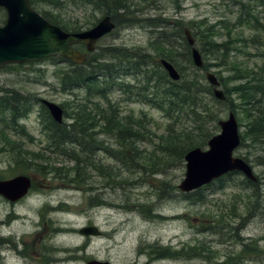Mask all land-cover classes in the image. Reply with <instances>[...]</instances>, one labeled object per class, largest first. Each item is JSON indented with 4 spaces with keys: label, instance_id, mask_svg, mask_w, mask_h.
Instances as JSON below:
<instances>
[{
    "label": "rangeland",
    "instance_id": "374dc122",
    "mask_svg": "<svg viewBox=\"0 0 264 264\" xmlns=\"http://www.w3.org/2000/svg\"><path fill=\"white\" fill-rule=\"evenodd\" d=\"M114 3L106 1L105 5L98 7L87 1L84 3V0L39 1L36 10L81 30L92 26L106 13L113 14L116 17L114 29L103 36L91 52L97 56L108 48H123V52L151 61L148 67H153L157 73L160 68L155 63L163 57L161 52L152 50L150 46L155 35L147 22L153 18L163 19L161 22L173 36V24L181 22L180 27L188 28L194 36V46L200 51L207 69H200L202 66L197 67L188 59L183 31L175 38L171 36L179 68L175 67L183 79L191 75L203 77L204 87L210 85L205 75L207 70L224 77L228 88L237 84V81L226 79L238 74L232 65L236 61L242 68L252 67L259 71L263 65L264 69V46L260 42L264 41V0H130L125 9H109V5L114 6ZM1 10L5 13L3 8ZM212 42L226 43L227 46L222 47L225 49L223 53ZM187 48L190 52L189 45ZM257 53L259 56H256ZM67 66V62L61 60L57 63L48 60L26 64L21 69L0 68V89L17 90L27 99H32L33 103L25 116L18 114L17 126L9 120L12 119V110L0 108V177L7 179L21 174L29 176L33 182L31 195L24 206L18 208L20 214L27 213L26 210L33 205L36 209L44 206L43 216L51 219L55 227L63 224L78 230L83 226H96L101 231L100 235L80 234L78 238L70 234L64 237L69 246L79 245V251L84 254L80 264H86L90 259L110 264H264V165L258 161L259 156L264 155V147L244 136L233 151L234 156L249 163L255 179L252 180L254 186H246L243 174L236 172L233 177L222 182L215 181L206 187L200 202L193 201V197L182 193L177 186L184 177L185 160L176 164L170 160L169 166L161 167L147 179L144 175L127 178L124 171L127 181L120 184L119 178H103L92 168L83 178L71 181L74 174L70 167L73 163L66 154L47 150L48 139L42 132L45 120L39 111L41 100H47L60 106L64 104L63 108L69 114L77 98L83 96V89H75L73 94L61 91L59 72ZM126 76L125 80L132 84L136 82L133 75ZM222 86L220 88L224 93ZM122 98L120 92L110 93L112 102ZM213 104L208 98L211 111L216 113L215 121L207 122L209 128L212 125V129L208 130L211 135L220 132L218 121L226 119L228 112L233 110L239 134L243 136L245 127L242 124L247 119L243 113L244 104H239L236 94L229 96L225 106ZM234 104L238 106L234 107ZM118 107L122 115L127 112L140 115V110L148 114L150 122L145 120L146 130L152 131H145L146 138L156 140L167 124L162 111L152 106L137 101H120ZM67 113H62V122H70ZM95 137L103 139V144L116 152L118 146L112 135L97 133ZM150 139H143L137 145L140 148L147 146ZM207 145L202 149H207ZM16 146L27 152H43L47 159L17 160L14 158ZM71 147L65 144L66 152H70ZM89 158L117 170L116 161L106 151L98 149ZM28 202L33 205L27 206ZM3 205L0 198V218L5 215ZM49 205L59 206V209L49 211ZM62 208L64 210H60ZM146 211L150 213L146 214ZM217 213L222 214L226 223L221 232L213 233L207 226ZM27 214L35 218L33 213ZM228 226L234 227L232 231ZM223 233L230 235L224 238L221 236ZM153 248L160 251L167 248L175 253L174 256L148 261L149 256L141 251L155 250ZM69 264H74V261L70 260Z\"/></svg>",
    "mask_w": 264,
    "mask_h": 264
},
{
    "label": "trees",
    "instance_id": "16d2710c",
    "mask_svg": "<svg viewBox=\"0 0 264 264\" xmlns=\"http://www.w3.org/2000/svg\"><path fill=\"white\" fill-rule=\"evenodd\" d=\"M39 1L53 3V0H30L31 6L36 9V4ZM94 5H105L114 1V6L109 5L116 10L127 8L129 0H97ZM102 1V2H101ZM118 1V4L116 2ZM108 5V4H107ZM1 10V8H0ZM38 11V10H37ZM41 13V12H40ZM48 21L56 24L67 31H79V27L75 25L67 26L61 20L50 18L44 13H41ZM109 14V13H106ZM113 17L114 22L116 17ZM2 17V18H1ZM5 13L1 10L0 24L4 22ZM155 20L163 21V19L153 18ZM147 22V23H151ZM176 22V20H175ZM96 23V22H95ZM95 23H92L94 25ZM163 24V22H161ZM180 23V24H179ZM116 24V22H115ZM175 30L174 36L171 32L156 31L155 36L150 41L152 50H158L162 53V57L170 61L174 66H178L177 54L175 53L176 46L174 45L175 35L182 33L183 29L181 22L173 24ZM166 26V25H165ZM181 26V27H180ZM90 27V26H89ZM159 27V26H157ZM88 28V27H87ZM171 36L174 38L172 39ZM194 37V36H193ZM252 40V38H251ZM257 41V40H252ZM264 46V41H260ZM209 44V43H208ZM257 45V42H255ZM218 50L223 53L226 43L212 42ZM186 53L188 59H191L188 45L185 43ZM74 48L84 50L83 45H75ZM123 48H108L95 56L90 52L86 60L81 64L73 63L61 56H49L37 62L51 61L57 63L60 60L67 62L68 66L61 69L59 72V79L61 82V91L73 94L75 89H83L84 94L82 97L77 98V102L72 106L69 114L63 108L64 115L67 113L69 123L62 122L56 123L49 115L46 107L40 105V112L45 120L43 133L47 136L48 144L46 148L51 153H62L70 157L73 166L70 167L72 174L71 181H77L87 173L88 169H94L99 172L101 177L109 179L111 177L118 179L119 184L122 181H127L128 176L140 178L142 175L144 179L149 178L154 173H157L161 167L170 165V160L175 164L177 162L183 163L185 153L194 147L205 148L207 140L212 136L210 128L212 125L207 126V122L212 123L216 119V113L211 111L208 105V98L214 104L228 103V98L232 94H236L239 104H244V112L247 121L242 125L245 127L244 135L241 134V142L243 137H249L253 143L261 144L264 147V69L263 65L257 71L252 67L242 68L236 62H233V70H237V75L227 76V81H237L229 88L224 84V77L217 76L220 85L224 88V100H217L212 93V86L204 87L203 77L201 76H188L183 79L180 71V78L176 81L171 80L166 71L162 68L159 62L155 65L160 68L157 73L151 67H148L147 60L141 56H134L123 52ZM118 53H120L118 55ZM256 56H259L257 53ZM263 56V53H262ZM146 56L145 58H147ZM35 62H28L24 64H5L2 69H21L26 64H33ZM151 65V61L149 62ZM207 65H204L206 70ZM238 66V67H237ZM21 71V70H18ZM133 75L135 83H130L125 80L126 75ZM228 83V82H227ZM120 92L123 95L121 100L112 102L110 93ZM203 95L207 96L204 99ZM27 96L22 95L19 91L13 89H0V108L5 111L12 110L13 126H17L18 114L26 115L28 109L32 106V99H27ZM97 98V100H95ZM120 101L132 102L137 101L142 104L152 106L161 110L163 117L167 120V124L157 136L156 140L146 138L145 131H147V118L145 111L139 112L140 115H133L132 112L122 115L118 107ZM213 104V105H214ZM237 107L238 104H234ZM233 111V110H232ZM234 112V111H233ZM14 113H16L14 115ZM9 125V123H7ZM24 130V126H22ZM212 129V128H211ZM152 131V130H150ZM150 131H147L150 133ZM97 133L101 135H112L118 146L113 152V148L103 144V139L95 137ZM143 139L149 140L147 146L140 148L139 142ZM17 144V142H16ZM65 144L72 146L70 152H66ZM17 153L14 158L17 160L26 161L30 159L45 160L43 152H27L16 146ZM101 149L106 151L108 156L117 163V170L109 164H98L91 160L89 157L94 151ZM75 153L74 155L71 153ZM84 155V156H83ZM46 161V160H45ZM259 163L264 165V155L259 156ZM131 172L130 170H133ZM124 171L126 177H124ZM144 171V172H143ZM236 172L227 173L221 177L212 180L209 184L202 186L196 190L186 193L187 196L193 197V201H202V191L214 184L215 181L222 182L225 178L233 177ZM246 186H254L251 180L244 177ZM242 181V182H243ZM221 185L223 183H220ZM164 192H167L166 184H164ZM175 189V186L173 187ZM165 193L161 194L163 196ZM96 197V196H95ZM149 212V211H148ZM147 211L146 214H149ZM225 221L221 213L214 215L213 219L208 222L207 228L214 232H221L225 226ZM229 225V224H228ZM232 229L233 226H228ZM237 228V227H236ZM235 228V229H236ZM230 235V234H229ZM229 235L223 233L221 236L224 238ZM157 250L156 248H153ZM157 250V257H169L172 252L167 248ZM153 250V251H155ZM163 252V254H162ZM168 252V253H167ZM156 257V258H157ZM237 258V257H234ZM233 258V259H234Z\"/></svg>",
    "mask_w": 264,
    "mask_h": 264
},
{
    "label": "water",
    "instance_id": "95a60500",
    "mask_svg": "<svg viewBox=\"0 0 264 264\" xmlns=\"http://www.w3.org/2000/svg\"><path fill=\"white\" fill-rule=\"evenodd\" d=\"M0 7L6 13L4 24L0 25V67L3 64L27 61H38L51 55H60L75 63H82L85 54L73 49V44L85 45L87 51L94 50L96 41L114 28L110 15L103 16L89 29L69 32L60 26L49 22L30 5V0H0ZM187 43L191 46V58L195 66H203L199 51L194 47L195 40L190 31L185 28ZM172 80H178L180 75L175 67L166 59L160 60ZM206 78L213 86L214 95L224 98L215 74L208 72ZM50 115L56 122L62 121L60 105L42 100ZM220 132L208 141V148H194L186 153L184 177L178 184L182 192H189L212 179L227 172L237 170L249 179L254 180L249 164L240 157L234 156L233 151L240 144L238 122L235 115L229 112L226 119L218 121ZM30 186L27 176L17 175L0 181V193L10 200L25 195ZM84 234L97 235L99 230L95 226L81 229ZM86 264H110L107 261L91 259Z\"/></svg>",
    "mask_w": 264,
    "mask_h": 264
},
{
    "label": "flooded vegetation",
    "instance_id": "af4514ba",
    "mask_svg": "<svg viewBox=\"0 0 264 264\" xmlns=\"http://www.w3.org/2000/svg\"><path fill=\"white\" fill-rule=\"evenodd\" d=\"M30 181L28 191L16 200H10L0 193L5 209L4 217L0 218V264H69L70 260H73L74 264H80L84 260V254L79 251V245L71 247L64 239L66 235L70 236L74 232L78 236L82 235L80 228L77 230L73 226L63 224L53 226L54 222L43 216L46 208L39 206L36 209L30 202L27 206H33L26 211L31 215L33 213L34 219L26 212L20 214L18 211L31 195L32 178ZM58 209L59 206L48 207L49 211Z\"/></svg>",
    "mask_w": 264,
    "mask_h": 264
},
{
    "label": "bare ground",
    "instance_id": "6f19581e",
    "mask_svg": "<svg viewBox=\"0 0 264 264\" xmlns=\"http://www.w3.org/2000/svg\"><path fill=\"white\" fill-rule=\"evenodd\" d=\"M89 2V3H94V2H98L97 0H84V3L85 2ZM102 2V1H101ZM128 2H130V0L128 1ZM128 2H127V4H128ZM99 3V2H98ZM127 6H129V4L127 5ZM123 9H125V8H123ZM127 11V10H126ZM106 15H110V14H106ZM110 16H112V15H110ZM158 19H161V18H158ZM149 25H148V27H151V30L155 33L156 31L158 32V31H165V29H166V27L161 23V21L160 20H155V21H153V22H151V23H148ZM157 26H159V27H157ZM162 27V28H161ZM156 34V33H155ZM171 34V33H170ZM176 34V33H175ZM205 65V64H204ZM204 65L202 66V68H200V69H203L204 68ZM209 71L207 70V71H205V75L208 73ZM212 93H213V96L217 99V100H220V101H223L224 99H219V98H217L215 95H214V92L212 91ZM229 112H232L233 114H234V112L232 111V110H230ZM235 115V114H234ZM194 148H200V147H194ZM194 148H191L190 150H192V149H194ZM190 150H188L187 152H189ZM186 152V153H187ZM186 153H185V155H186ZM185 155H184V157H185ZM1 178V177H0ZM256 178V177H255ZM3 179H0V181H2ZM248 180H250V179H248ZM255 180V179H254ZM253 180V181H254ZM252 181V180H251ZM252 181V182H253ZM134 209V208H133ZM147 209V208H146ZM149 213V212H148ZM73 235H75V236H77L78 238H79V236H78V234L77 233H75L74 232V234ZM156 249H158V248H156ZM157 250H155V251H153L152 249H150V251H148V249H147V251H144V250H142L141 251V253L142 254H147L148 256H149V258H147L148 259V261L152 258V259H154V260H156V259H161V258H163L164 256H160V257H157ZM171 252H172V254L171 255H173L174 256V253H175V251H172L171 250ZM168 253V252H167ZM162 254H163V252H162ZM170 255V256H171ZM178 255H180V254H178ZM166 256V255H165ZM169 256V257H170ZM157 257V258H156ZM229 260V259H228ZM147 263V262H146Z\"/></svg>",
    "mask_w": 264,
    "mask_h": 264
}]
</instances>
